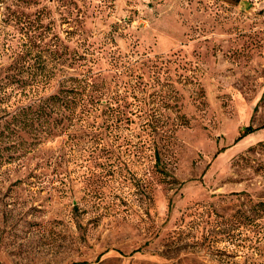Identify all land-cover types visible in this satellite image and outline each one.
<instances>
[{
    "label": "rangeland",
    "instance_id": "obj_1",
    "mask_svg": "<svg viewBox=\"0 0 264 264\" xmlns=\"http://www.w3.org/2000/svg\"><path fill=\"white\" fill-rule=\"evenodd\" d=\"M42 33L62 73L142 75L143 132L97 195L65 134L1 167L0 264H264V0H0L1 48Z\"/></svg>",
    "mask_w": 264,
    "mask_h": 264
},
{
    "label": "trees",
    "instance_id": "obj_2",
    "mask_svg": "<svg viewBox=\"0 0 264 264\" xmlns=\"http://www.w3.org/2000/svg\"><path fill=\"white\" fill-rule=\"evenodd\" d=\"M49 35L29 39L39 47L37 52L47 49L49 59H26L31 51L29 44L21 48L0 46V55L12 58L6 62L0 59V168L26 157L39 144L65 134L72 152L88 153L85 190L97 195L104 179L122 174L126 165L121 167V159L133 153L132 141H128V135L122 137L121 131L130 129L138 120L143 132V76L133 73L127 81H122V76L107 81L90 70L74 75L62 73L68 59H60L61 39ZM54 83L56 90L49 91ZM146 131L150 150L158 158V127L149 125ZM253 131L248 126L245 135ZM140 140L143 144V133ZM115 161L119 163L114 165ZM126 177L140 190V181L134 175Z\"/></svg>",
    "mask_w": 264,
    "mask_h": 264
}]
</instances>
